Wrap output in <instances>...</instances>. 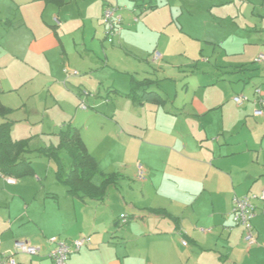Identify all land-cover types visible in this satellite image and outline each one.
Segmentation results:
<instances>
[{"label":"crops","instance_id":"0c3cea01","mask_svg":"<svg viewBox=\"0 0 264 264\" xmlns=\"http://www.w3.org/2000/svg\"><path fill=\"white\" fill-rule=\"evenodd\" d=\"M27 1H32L35 13L42 18L45 12H49L44 24L52 27V31L48 32L42 29L40 21L36 25L20 21L21 28L31 36L30 48L33 55L28 63L37 72L51 75L52 65L48 56L62 49L61 30L68 23L57 20L56 17L64 14L67 4L59 7L41 0ZM163 2L166 3L165 0H116L119 14L123 18L122 24H126L112 38V45L116 43L122 48V42L128 36L126 34H138L141 23L142 28L148 29L147 17L140 22L141 15L145 13L140 11V5L150 3L153 7L148 10L150 12ZM77 3V0L74 3L71 0L68 7L78 5ZM82 4L79 3L78 10ZM108 6L112 4L105 0L101 11ZM182 11L189 12L184 6ZM173 12L172 17L179 14L177 11ZM214 12L225 14L228 21L226 28L215 22ZM196 15L202 17L201 28L205 32L198 40L219 44L225 51L223 57L216 59L220 70L216 80L208 82L205 87L228 83L231 92L246 95L250 101L242 106L234 103L238 111L233 116L225 110V102L210 94L195 92L197 94L190 103L185 102L178 107L176 99H170L163 87L153 81L149 89H137L138 97L152 92L165 101L163 105H156L145 97L144 102L139 104L141 107H135L130 100H125L127 105H131L129 109L133 108L129 116L134 115L133 122L126 128L133 129L141 140L139 161L144 166L139 165L143 166L147 178H138V167L136 176L132 178L117 174L116 185L108 189L107 198L102 203L75 198L64 186L63 192L47 193L44 214L37 215L25 194L2 191L6 194L8 203L5 204L6 200H3L0 193L1 251L12 250L18 239H27L33 245L45 247L47 239L53 236L68 240L87 237L90 244L78 254L72 255L67 264H264V246L260 242V239L264 241V203L258 204L253 220L258 243L252 247L246 245L242 227L234 226L231 217L233 197L258 193L264 187V118L253 114L256 108L253 103L254 90L257 87L262 92L264 90V62L254 64V59L264 54V0H205ZM136 17H139L138 21H135ZM232 19L240 21L238 27ZM75 20L79 21L78 18ZM56 21L61 25H57ZM132 21L135 25H132ZM101 25H104L103 32L102 29L91 26L90 33L94 36L91 37L92 43L95 38L101 37L100 42L104 47L109 43L106 39V26L103 23ZM131 28L134 30L130 31ZM85 33L86 28L83 39H86ZM213 34L221 35L217 40L209 39L208 36ZM224 36L227 39L222 38ZM88 40L90 36L87 37ZM128 47L125 48L126 51H130ZM94 54L96 60L88 59L85 62V76L82 77L85 81L88 80L86 78L91 79L97 74L110 71V58L105 55V60H102L100 54ZM251 61L254 65L246 67ZM135 62L140 63L137 60ZM113 63L117 68L124 67L120 63ZM65 69L62 71L67 82L78 78L79 74L67 75ZM147 75L144 76L145 80ZM115 89L121 97L133 101L129 97L133 93L130 86H117ZM89 94L83 98L86 105L95 99L94 94ZM0 101L12 111L15 109L1 95ZM78 109L87 112L89 106L81 109L79 104ZM123 115L118 110L112 118L117 122L116 116ZM177 126H181L185 133H177ZM56 134L57 132L53 133L52 137L58 145ZM185 166L190 169L187 171ZM99 167L106 175L115 174L102 169L100 165ZM0 177L8 179L2 175ZM130 179L142 182L143 190L139 199L131 191L126 200L122 185ZM177 179L185 181L184 190L163 187L162 184L159 194L151 193L148 189L149 181H167L175 185ZM93 182L99 185L101 178L97 176ZM7 184L14 186L8 182ZM58 193L60 196H57ZM154 195L166 203L162 205L166 208H158L161 207L160 204H153L157 201ZM15 204L20 207L17 212L13 209ZM50 210L55 212L52 222L46 219ZM151 211L163 212L159 215ZM208 221L219 225L218 233L213 235L212 228L204 230L201 227ZM183 241L187 242L186 246ZM17 261L18 264H51L46 253L35 257L21 254L17 256Z\"/></svg>","mask_w":264,"mask_h":264},{"label":"rangeland","instance_id":"374dc122","mask_svg":"<svg viewBox=\"0 0 264 264\" xmlns=\"http://www.w3.org/2000/svg\"><path fill=\"white\" fill-rule=\"evenodd\" d=\"M77 1L83 3L80 10H78L79 3L71 7L67 4L64 14L56 17L57 20L68 23L61 30V33L63 32L60 35L62 49L48 56L52 65L51 75H48L37 72L29 66L28 60L33 55L30 48L31 36L24 28H21L20 21L35 25L40 21L42 29L51 32L52 27L50 28L47 23L44 24L48 20L49 12H45L42 18L40 14L35 13L31 5L32 1L0 0V95L10 106L15 107L9 117H0V124L9 120L13 123L11 137L27 143L32 151L30 157L34 171L33 175L20 179L19 183L13 184L14 186H9L7 179L0 177V193L3 200H6L5 204L8 200L2 191L10 190L25 194L32 203L36 215L44 214V203L48 192H63L64 189V185L57 178L55 160L39 153L42 149L57 146L52 135L55 132L58 133L64 125L71 124L78 127L88 152L102 169L132 178L136 176L138 165L144 166L142 161H139L141 140L133 129L126 128L127 125H131L130 122H133L134 115L129 116L133 108L129 109L131 105H127L125 100H130L135 107H141L140 103L121 97L118 91H115V87L125 88L127 85L130 88L137 87V82L144 81L145 74H148L147 80L161 85L170 99H176L178 107L185 102L190 103L192 97L197 94L195 92H198L216 96L225 102V110L233 116L235 111L236 113L238 111L237 106L232 102L237 94L231 92L229 88L231 86L228 83H221L216 87H205L208 82L217 78L220 70L216 65V59L223 57L225 52L219 44L198 40L205 32H202L201 28L202 17L196 14L202 9L205 0H165L166 3L163 2L155 10L150 12L147 10V13L145 11L140 17V22L147 17L148 29L142 28V23L139 22V33L126 34L128 36L125 42H122V48H119L116 43L112 45L113 39L107 36L109 44L104 47L100 42L101 37L95 38L92 43L91 26L94 29H102V32L104 29V25H101L103 23L101 9L105 0ZM106 2L112 4L111 7H117L116 0H106ZM120 4L124 5V3ZM182 6L187 7L189 12H183ZM173 11L179 14L172 17ZM124 14H126L125 11ZM214 14L217 15L214 16L215 18L212 17L215 22L226 28L228 21L225 14L217 12ZM190 15L193 16L189 18ZM76 18L79 21H76ZM232 20L238 27L240 21ZM132 22V25H135L134 21ZM85 28L87 34L85 33L86 39H83ZM133 30V28L130 29V31ZM219 35L221 34L217 36L213 34L212 38L210 36L208 38L217 40ZM88 36L90 40L87 41ZM222 38L227 39V36ZM116 47L117 49H114ZM127 47L130 51L125 50ZM94 53L100 54L102 60H105V55L110 58L111 63L108 68L110 71L97 74L91 79L86 78L88 80L85 81L82 79L85 76V62L88 59L96 60ZM136 60L140 63L137 64ZM252 61L247 63L246 67H252L254 65ZM113 62L120 63L128 69L117 68ZM132 65L135 66L131 68ZM63 68L77 71L78 78L67 82ZM85 93L95 95V99L88 102L87 112L78 109L79 104L86 97ZM118 110L124 115L116 116V122L112 115L117 114ZM176 130L177 133H185L181 130V126H177ZM60 159L64 174H67L72 163L65 150H61ZM185 169L188 171L190 167L185 166ZM175 173L178 175V172ZM161 184L163 187L170 186L182 191L185 181L177 179L173 185L167 181L152 180L148 183V189L152 191L151 193L159 194ZM122 186L126 198L131 191L137 195L136 199L141 197L142 182H133L130 179V181L126 180ZM57 196H60L59 193ZM154 198L157 201L153 204H160L161 207L158 208H166L162 206L166 204L164 201L155 195ZM15 205L13 209L17 212L20 207ZM1 209L2 207L0 211ZM162 212L159 211L158 214L161 215ZM54 213V211H48L47 221H53ZM201 227L204 230L212 228L213 235L219 232V225L214 221L203 223ZM260 242L261 246H264L262 239Z\"/></svg>","mask_w":264,"mask_h":264},{"label":"trees","instance_id":"16d2710c","mask_svg":"<svg viewBox=\"0 0 264 264\" xmlns=\"http://www.w3.org/2000/svg\"><path fill=\"white\" fill-rule=\"evenodd\" d=\"M45 3L55 4L62 7L71 0H42ZM150 5V3H149ZM153 8L150 5V9ZM138 86H132V92L129 97L133 101H139L142 104L144 98L156 105H163L165 101L156 93L147 92L144 97H138L137 89L141 87H151V81L144 80L137 82ZM12 110L4 106L0 101V117L6 118ZM13 123L6 121L0 124V175L15 180L33 175V166L30 159L32 151L28 148L25 141H15L11 137V128ZM58 145L40 150V154L55 160L57 164V178L67 189L68 193L75 198L83 201L92 200L104 202L108 195V189L116 185L118 175L104 174L98 162L88 152L86 145L81 137L78 128L71 124L64 125L56 134ZM61 150H65L71 159V168L67 174H64L63 164L60 159ZM101 178V183L95 185V177ZM158 214L156 211H151Z\"/></svg>","mask_w":264,"mask_h":264},{"label":"built area","instance_id":"2783aa9c","mask_svg":"<svg viewBox=\"0 0 264 264\" xmlns=\"http://www.w3.org/2000/svg\"><path fill=\"white\" fill-rule=\"evenodd\" d=\"M140 11L145 12L150 9L148 3L140 5ZM139 17L135 18L138 21ZM57 22V21H56ZM123 18L119 14V8L108 6L103 11V23L106 26V36L113 38L117 35L122 27ZM57 25H61L57 22ZM264 62V54L258 55L254 59V64H260ZM67 75H78L77 71L65 69ZM89 93H85V96H89ZM233 101L236 105L242 106L246 102L250 101L249 97L243 94H237L233 97ZM255 104L254 116L264 118V93L257 87L254 90ZM81 109H87L86 103L83 101L80 104ZM145 171L142 165L138 166V178L143 180L145 177ZM9 184H15L16 180L8 178ZM259 203H264V187L258 193H252L244 196H235L232 200L231 217L234 226L242 227L243 239L248 247H252L258 243L257 232L253 225V220L256 216ZM90 244L89 238H76L72 240L64 239L59 236H53L47 239L45 247L36 246L30 243L27 239H18L14 242L13 249L10 251L0 250V264H18V255H28L31 257L40 256L46 253L47 258L51 264H67L69 258L72 255L78 254L83 248ZM2 242L0 240V247ZM183 245L186 246L187 242L183 241Z\"/></svg>","mask_w":264,"mask_h":264}]
</instances>
